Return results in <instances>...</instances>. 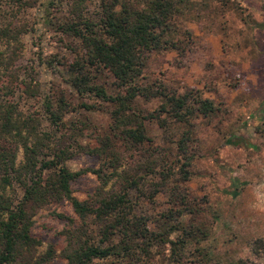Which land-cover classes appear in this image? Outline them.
<instances>
[{
    "label": "trees",
    "instance_id": "trees-1",
    "mask_svg": "<svg viewBox=\"0 0 264 264\" xmlns=\"http://www.w3.org/2000/svg\"><path fill=\"white\" fill-rule=\"evenodd\" d=\"M99 2L94 17L82 15L83 0H73L67 16L51 18L46 13L43 23L65 39L59 41L73 54L65 68L69 86L77 95L91 94L103 106L75 105L49 92L41 102V114H23L15 101L16 93L36 97L37 91L19 79L13 68L22 47L21 35L26 32L25 23L16 16L21 9L33 7V2L0 0V264L50 261V248L44 254L36 252L39 242L30 235L31 217L37 209L60 202H67L78 219L77 226L68 221L71 228L63 231L66 244L61 257L65 264H113L107 259L114 264H150L154 248L169 246L177 258L187 245H199L206 239L205 228L181 221V217L194 214V200L186 193H174L171 204L175 209L154 220V229L149 228L147 217L133 215L130 196L149 177L168 181L178 175L173 170L176 159L172 149L151 145L146 121L155 120L165 131V143L179 153L183 161L179 174L184 182L191 160L185 153L191 132L185 129L174 138L165 118L187 126L190 118H206L216 111L197 91L176 96L163 87L139 82L152 53L180 51L182 43L175 38L177 17L191 2ZM5 12L11 16L4 20ZM137 97L162 101L156 112L144 113L135 105ZM80 108L108 115L107 131L95 137L96 147L78 142L91 128L85 118L64 120L66 113ZM231 140L232 144L247 146L238 137ZM19 151L21 159L16 161ZM78 154L96 156L99 167L69 171L65 162ZM86 173L95 176L97 186L79 201L71 195L70 183ZM172 234L176 235L174 241L169 239Z\"/></svg>",
    "mask_w": 264,
    "mask_h": 264
},
{
    "label": "rangeland",
    "instance_id": "rangeland-1",
    "mask_svg": "<svg viewBox=\"0 0 264 264\" xmlns=\"http://www.w3.org/2000/svg\"><path fill=\"white\" fill-rule=\"evenodd\" d=\"M31 1L33 7L21 9L16 16L25 23L26 32L21 35L22 47L13 68L19 79L36 88L37 96L16 93L18 109L23 114H41V102L49 92L75 105L103 106L91 94L77 95L69 86L65 68L73 54L63 43L65 39L43 23L46 13L51 18L67 16L73 0ZM190 2L189 9L177 17L175 38L182 43L180 51L152 53L139 82L163 87L176 96L197 91L216 111L206 118H190L187 126L165 118L174 138L185 129L191 132L185 152L191 160L184 182L179 174L183 161L174 146L165 143V131L155 120L145 122L151 145L172 149L176 159L173 170L178 175L168 181L149 177L137 191H131L132 213L147 217L149 228L154 229V220L175 209L171 204L174 193H186L194 200V214L181 217V221L206 229L205 241L187 245L177 258L169 246L152 249L150 264H264V0ZM99 3L83 0L82 15L94 17ZM10 16L5 12L2 19ZM135 101L144 113H153L162 99L137 97ZM163 117L161 114L160 119ZM83 118L91 128L78 142L96 147L95 137L107 131L108 115L82 108L64 115L66 121ZM40 124L48 128L45 121ZM232 137L242 139L247 146L232 144ZM20 159L19 151L16 161ZM64 165L75 172L97 169L100 162L96 156L78 154ZM96 186L95 176L80 175L70 183L71 195L84 200ZM31 221L30 235L39 242L37 254L50 248L53 256L47 264H65L61 257L66 244L63 231L71 228L68 221L78 225L70 205L60 202L37 209ZM175 237L172 234L169 239L174 241ZM107 263L114 261L107 259Z\"/></svg>",
    "mask_w": 264,
    "mask_h": 264
}]
</instances>
